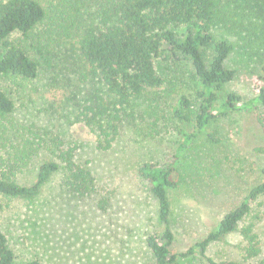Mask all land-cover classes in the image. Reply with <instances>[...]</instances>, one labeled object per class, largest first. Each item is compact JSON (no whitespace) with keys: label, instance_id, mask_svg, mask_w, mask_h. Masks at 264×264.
Returning <instances> with one entry per match:
<instances>
[{"label":"trees","instance_id":"trees-1","mask_svg":"<svg viewBox=\"0 0 264 264\" xmlns=\"http://www.w3.org/2000/svg\"><path fill=\"white\" fill-rule=\"evenodd\" d=\"M239 8L246 10L244 16L252 13L249 24L256 22L261 35L255 51L259 85L248 100L224 92L235 74L227 67L233 45L214 35L217 30L236 27L234 13ZM62 39L67 43L62 44L63 53L70 50L76 54L80 81H94L109 97L105 100L97 96L81 111L99 151L111 148L120 131L122 114L127 116L137 100L150 95L149 102L158 101L157 92L165 80L156 62L161 66L170 62L184 65L196 85L195 110L189 98L180 95L168 112L177 122L175 131L182 140L173 160L143 162L137 169L156 200L158 219L164 226L161 234L149 235L145 240L149 264H177L179 259L195 253L207 264H264L257 232V225L264 220V168L259 183L240 203L182 254L170 249L173 211L169 199V191L182 180L178 169L181 153L202 135L216 142L206 133L215 118L247 109L264 137V0H49L46 7L41 0H0V76L36 78L41 66H51L49 44ZM220 100L221 106L216 107ZM149 109L156 116V105L150 104ZM13 113V100L0 88V196L30 206L55 175H61L62 188L73 195L89 197L95 192L92 173L74 161L75 146H62L32 127L19 126ZM256 151L264 152V140ZM40 153L47 158L35 164ZM232 234L240 237L239 261L217 262L205 255L209 246ZM0 264L41 262L18 257L0 231Z\"/></svg>","mask_w":264,"mask_h":264},{"label":"rangeland","instance_id":"rangeland-1","mask_svg":"<svg viewBox=\"0 0 264 264\" xmlns=\"http://www.w3.org/2000/svg\"><path fill=\"white\" fill-rule=\"evenodd\" d=\"M41 1L46 7L49 0ZM245 11L235 10L236 27L217 30L214 35L233 45L227 67L235 74L224 92L248 100L259 85L255 51L260 30L256 22L249 24L252 13L244 16ZM65 40L49 44L51 66H41L36 78L0 76V88L13 100V118L19 126L32 127L62 146L76 147L74 161L92 173L95 192L89 197L73 195L62 188L61 175H55L30 206L0 196V231L18 257L35 258L41 264H149L145 240L161 234L164 226L158 219L156 200L137 169L143 162L173 160L182 140L175 131L177 122L168 112L180 95H186L195 110L196 85L184 65L170 62L161 66L156 62L165 80L157 92L158 101L149 102L150 95L137 100L127 116L122 114L120 131L111 148L99 151L81 111L97 96L105 100L109 97L94 81H80L76 54L70 50L63 53ZM150 104L156 105V116L151 114ZM221 104L220 100L216 107ZM206 133L216 142L202 135L189 144L178 164L182 180L169 191L173 211L170 249L178 254L214 230L223 215L259 183L264 168V152L256 151L264 137L251 111L217 117L208 124ZM46 158L40 153L35 164ZM29 179L32 181L33 176ZM257 232L260 256L264 257V220L257 225ZM239 247L240 237L232 234L209 246L205 255L217 262L239 261ZM177 264L207 263L195 253Z\"/></svg>","mask_w":264,"mask_h":264}]
</instances>
